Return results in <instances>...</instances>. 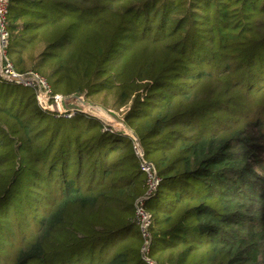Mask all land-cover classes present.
Masks as SVG:
<instances>
[{
  "label": "trees",
  "instance_id": "trees-1",
  "mask_svg": "<svg viewBox=\"0 0 264 264\" xmlns=\"http://www.w3.org/2000/svg\"><path fill=\"white\" fill-rule=\"evenodd\" d=\"M0 77V264H264V0H9ZM150 214L144 234L137 202Z\"/></svg>",
  "mask_w": 264,
  "mask_h": 264
},
{
  "label": "built area",
  "instance_id": "built-area-1",
  "mask_svg": "<svg viewBox=\"0 0 264 264\" xmlns=\"http://www.w3.org/2000/svg\"><path fill=\"white\" fill-rule=\"evenodd\" d=\"M9 0H0V77L8 81L23 84L24 86L32 87L36 90L37 98L40 103L51 99V87L47 80L37 72L30 70L25 73L17 71L9 57L8 46L10 40L9 23H8ZM61 95L54 97V101L58 105V98ZM55 109V108H54ZM134 148L137 155L142 159L141 168L148 176L150 193L157 187L158 178L154 166L144 159V152L140 143L134 142ZM137 217L144 234H147L148 226L150 225V214L142 208V201L137 202Z\"/></svg>",
  "mask_w": 264,
  "mask_h": 264
},
{
  "label": "rangeland",
  "instance_id": "rangeland-1",
  "mask_svg": "<svg viewBox=\"0 0 264 264\" xmlns=\"http://www.w3.org/2000/svg\"><path fill=\"white\" fill-rule=\"evenodd\" d=\"M15 89L18 92H23L28 94L33 92L32 87L24 86L23 84L20 83L15 84ZM43 105L50 108H55L59 112H64L62 107L60 108V110H58L56 103L55 102L50 103V100L43 101ZM105 113L106 115L101 114L100 118L106 126L112 127L125 134L131 135L134 139V142L136 141V139L139 140L138 137L135 135V133L127 126L120 112H115L113 110H109L105 108ZM255 170L257 171L258 174L256 175L257 177L260 175L264 176V170L259 169L258 167H255ZM262 224L264 225V221L262 222ZM261 245L264 246V238H262L261 240Z\"/></svg>",
  "mask_w": 264,
  "mask_h": 264
},
{
  "label": "water",
  "instance_id": "water-1",
  "mask_svg": "<svg viewBox=\"0 0 264 264\" xmlns=\"http://www.w3.org/2000/svg\"><path fill=\"white\" fill-rule=\"evenodd\" d=\"M58 101V105L60 108H63V111H81L98 118L101 117V114L106 115L104 107L88 100L84 94L79 92H75L70 95H61L58 98ZM135 142L140 143L137 139Z\"/></svg>",
  "mask_w": 264,
  "mask_h": 264
}]
</instances>
